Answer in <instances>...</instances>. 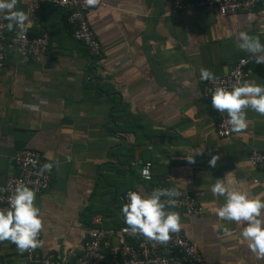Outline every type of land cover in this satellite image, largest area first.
I'll return each instance as SVG.
<instances>
[{"label": "crops", "instance_id": "obj_1", "mask_svg": "<svg viewBox=\"0 0 264 264\" xmlns=\"http://www.w3.org/2000/svg\"><path fill=\"white\" fill-rule=\"evenodd\" d=\"M101 1L86 16L100 45L95 57L72 39L60 8L42 5L30 14L26 0H18L15 9L33 21L27 34L46 33L49 45L39 64L6 50L0 187L14 175L12 159L23 149L54 164L49 189L35 193L40 253L67 260L95 216L103 228L122 224L126 190L149 193L160 184L187 189L203 207L201 217L180 222L207 264H263L241 237L243 225L215 215L224 198L210 188L222 179L229 189L264 200V173L248 161L252 150L264 153V115L248 110L246 129L218 138L200 69L222 76L244 58L246 81L264 85V63L241 51L236 39L245 32L264 44V10L187 17L173 14L172 0ZM192 154L190 164L185 159ZM212 156L215 167L208 165ZM145 162L152 165L150 181L139 177ZM24 260L15 244L0 241V264Z\"/></svg>", "mask_w": 264, "mask_h": 264}, {"label": "built area", "instance_id": "obj_2", "mask_svg": "<svg viewBox=\"0 0 264 264\" xmlns=\"http://www.w3.org/2000/svg\"><path fill=\"white\" fill-rule=\"evenodd\" d=\"M102 4L101 0H97L94 6H87L85 0H26L30 14H35L42 5H54L60 8L65 14L66 25L72 39L82 44L88 54L94 57L100 55V45L86 16L91 8ZM256 8L264 10V0H172L173 14L187 17L197 12L227 16L249 13ZM6 24V20L0 19V78L5 68L7 49L15 51L22 60L39 64L49 45V36L46 33L35 37L26 34L24 39L17 31L8 34ZM247 64L248 60L241 58L229 73L215 76L211 81L206 80L203 85V96L210 101L215 88L222 87L230 91L233 84L245 82L250 75ZM211 109L217 119L215 135L218 138L235 137L236 132H233L226 122V114L219 113L212 107ZM12 160L15 172L5 185L0 187V210L9 208L8 197L20 181L35 193L44 192L50 187L54 164L43 159L38 151L23 149L16 153ZM248 161L252 167L264 173L263 152L252 150ZM45 163H51L52 168L43 171L42 166ZM151 168L150 162H145L141 166L139 171L141 180H151ZM154 189L177 191L178 195L175 197H161L166 204V210L177 212L186 220H194L204 214L203 207L187 189L153 184L149 187V193ZM130 190L139 191L132 188L126 190L122 203L126 202V193ZM169 200L171 204L167 203ZM92 224L93 226L81 236L79 250H70L67 253V260L59 261L53 254L42 255L38 247L24 251L25 260L22 264H207L198 246L185 236L182 229L170 234V239L166 243H159L150 241L140 234L132 235L123 231L122 229L126 227L124 220L117 228H103L102 217L95 216ZM38 239L40 240V234Z\"/></svg>", "mask_w": 264, "mask_h": 264}, {"label": "clouds", "instance_id": "obj_3", "mask_svg": "<svg viewBox=\"0 0 264 264\" xmlns=\"http://www.w3.org/2000/svg\"><path fill=\"white\" fill-rule=\"evenodd\" d=\"M18 0H0V19L6 20L8 31H17L25 39L33 21L29 14L15 10ZM97 0H85L87 6H94ZM238 48L251 54L257 64L264 63V44L258 37L245 32L237 36ZM259 54V55H257ZM201 80L215 79L214 73L208 69H200ZM211 107L219 113H225L227 124L233 132H241L248 126L246 113L248 110L264 115V85L254 82H237L231 90L217 87L211 94ZM202 151L196 153L201 154ZM218 157L208 160L210 167H215ZM194 163L193 154L185 159ZM52 168L51 163L42 166L43 171ZM213 196L224 198L215 215L221 220L243 225L241 237L248 241V248L257 258H264V200L249 198L247 192L229 189L222 179H216L211 185ZM175 189H154L150 193L128 191L126 202L121 205L120 212L126 227L122 229L132 235L140 234L150 241L166 243L170 234L181 230L179 213L166 210L161 197H175ZM9 208L0 210V241L8 240L15 244L18 251L36 249L42 245L38 235L42 229L40 209L35 206V192L23 181L17 183L13 193L8 197ZM171 204V200L167 202Z\"/></svg>", "mask_w": 264, "mask_h": 264}]
</instances>
